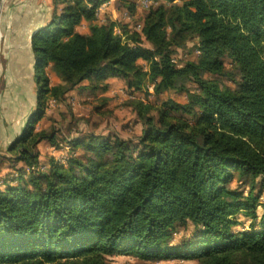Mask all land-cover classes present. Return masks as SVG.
Here are the masks:
<instances>
[{
    "label": "trees",
    "instance_id": "1",
    "mask_svg": "<svg viewBox=\"0 0 264 264\" xmlns=\"http://www.w3.org/2000/svg\"><path fill=\"white\" fill-rule=\"evenodd\" d=\"M11 1L2 14L27 19L31 12ZM148 1L137 30L126 21L136 0H51L30 16L35 91L20 134L0 155V264H112L108 257L119 255L264 264V202L253 196L257 180L264 185V0ZM109 2L119 18L99 22ZM191 40L195 60L176 65V49ZM49 67L59 84L50 85ZM146 77L155 95L185 93L186 101L144 102L137 95ZM108 79L123 84L136 138L35 128L50 103L69 115L77 103L70 92L105 93ZM42 143L64 164L42 159ZM233 173L246 196L229 188ZM239 213L254 222L247 230L233 229ZM187 224L194 233L173 245L174 230Z\"/></svg>",
    "mask_w": 264,
    "mask_h": 264
},
{
    "label": "rangeland",
    "instance_id": "2",
    "mask_svg": "<svg viewBox=\"0 0 264 264\" xmlns=\"http://www.w3.org/2000/svg\"><path fill=\"white\" fill-rule=\"evenodd\" d=\"M11 4H19L21 8H24L31 14H28L27 19H23L22 16L17 14L12 15V19H15L18 24L17 33L12 34V27L8 26L7 16L4 10L5 16H2L0 22V155L5 154V143L8 140H11L15 136L14 130L17 131V136L20 134L21 128L25 122V118L28 115V110L30 106L33 105L34 98V81L32 76V60L27 51V40L24 39L23 32L29 22L33 26L34 20H30V16L33 13L43 12L50 10L51 0H13ZM138 9L134 15L133 19H126L129 21L130 28L135 27V24L138 22L139 18H142L144 12L147 8L140 4V0H136ZM107 3L103 4L99 8V22L107 21L109 18L114 16V20H118L119 13L116 12L114 7H108ZM3 8V7H2ZM0 8V9H2ZM1 13L3 12L0 11ZM102 12V13H101ZM113 12V13H112ZM33 21V22H32ZM124 22V21H123ZM22 25V26H20ZM9 27V28H8ZM14 27V25H13ZM15 29V28H14ZM116 34H120L118 28L114 29ZM24 33V34H23ZM11 43V57L10 67H14L12 70L13 77H17L16 80H10V85L8 82L3 80L4 72V62L2 59V48L8 46ZM195 40H191L186 44V47L183 49H176L174 55L172 56L173 61L176 65L180 66L186 61L195 60L197 53L194 50ZM146 47H150L145 44ZM7 59V55L5 54ZM225 68H229V60H224ZM16 70V71H15ZM16 72V73H15ZM46 75L49 77V82L51 85L56 84L60 79L52 71L51 67L45 71ZM10 77V76H9ZM11 78V77H10ZM224 86L231 87V83L225 79L222 80ZM61 82V81H60ZM151 88V90H150ZM188 91H193L194 87L192 84H189L187 87ZM118 89L115 90L112 94L106 97H99V99L92 102L84 101V99H78L76 105L71 107V114H66L63 106H58L56 104H49L48 109L46 110V117L41 119V121L35 123V128H46L47 126H53L56 130L60 132V135L65 136L68 133L73 136L72 132L78 131L82 132L84 130H92L96 134L106 135L109 133L116 134L123 139H134L140 133V125L137 123L134 115L131 113L130 109L124 105V92H118ZM121 96V97H120ZM144 102L157 103L161 100L172 99L179 103H184L186 101L185 93L177 94L174 92L160 93L159 95L154 94L152 84L148 77L145 78L144 88L137 95ZM102 101L105 104L102 105ZM96 105L98 111L94 113L93 116H90V113H93V106ZM109 112V115L102 116L101 114ZM101 115V117L98 116ZM86 124L84 125L83 121ZM50 147L47 143H42L39 146V152L41 158L47 161L48 157L57 158L60 162H65V158L61 157L60 152L49 149ZM5 174V171L0 173V177ZM234 177L229 183V188L237 189L242 193L243 196H246L248 189L243 187L237 182L235 173ZM253 196L257 198V203L264 202V185L260 179L257 180L256 187L253 190ZM261 207H256V214L259 217L261 215ZM234 220L236 221V226L233 228L235 231L247 230L252 222L248 216H245L243 213H239L235 216ZM259 221H255L258 223ZM194 233V229L191 225L187 224L183 227L176 228L172 235L171 243L174 245L179 244L182 240L189 239ZM109 261L112 264H195V261L190 260H154L149 262H139L131 256H112L108 257Z\"/></svg>",
    "mask_w": 264,
    "mask_h": 264
},
{
    "label": "crops",
    "instance_id": "3",
    "mask_svg": "<svg viewBox=\"0 0 264 264\" xmlns=\"http://www.w3.org/2000/svg\"><path fill=\"white\" fill-rule=\"evenodd\" d=\"M108 5L109 6H107L106 8H104V9H107L108 7H111V5H112V2H109L108 3ZM3 9V8H2ZM2 9H1V11H2ZM138 9V8H137ZM139 10V9H138ZM102 13V12H101ZM113 13V12H112ZM1 12H0V22H1V20H2V17H1ZM12 15H14V13H12V14H8V15H6L7 16V18L9 19V17L10 18H14V17H12ZM7 19V23H8V20ZM110 19H112V20H114L115 18H114V16H112ZM20 26H22V25H20ZM9 27H12L13 29H12V34L10 35V37L11 36H13V33H17V32H19L18 31V24H15L14 25V27H13V25H10ZM8 27V28H9ZM15 28V29H14ZM29 27H28V25H27V27L25 28V30L23 31V32H26L27 33V29H28ZM76 31L77 32H79V33H86V30H85V28H84V26H81L79 29H76ZM24 34V33H23ZM24 39H26V37H25V34H24ZM11 47H13V45L11 44V43H9L8 44V46H6L5 48H2V59H3V62H4V72H2L1 74L3 75V80H5L6 82H8L9 83V85H10V80L12 79V77H13V74H12V70H14L13 68L14 67H10V61L12 60V57H11ZM5 54L7 55V59H5L6 58V56H5ZM13 61V60H12ZM50 68V67H49ZM49 68H47L45 71H47ZM16 71V70H15ZM16 73V72H15ZM45 74H46V72H45ZM11 78H10V77ZM48 77V76H47ZM16 76L15 77H13V79L14 80H16ZM49 78V77H48ZM108 84H109V89L105 92V93H101V94H98V95H96V96H87V95H85V94H81V95H78L77 94V92L76 91H72V92H70L69 93V97H75L76 98V100L78 101V99H84V101H87V102H92V103H94L93 101L94 100H97V99H99V97H106V96H108V95H110V94H112L115 90H117L118 89V92H120V91H122V87H123V84H122V82L121 81H119V80H117V79H108L107 81H106ZM60 83V81L58 82V83H56V84H59ZM86 84V82H83L82 83V85H85ZM51 85V84H50ZM53 85H55V84H53ZM117 92V93H118ZM121 97V96H120ZM124 99V98H123ZM58 106H60V105H58ZM85 131H87V130H85ZM15 134H17V131H16V133Z\"/></svg>",
    "mask_w": 264,
    "mask_h": 264
},
{
    "label": "built area",
    "instance_id": "4",
    "mask_svg": "<svg viewBox=\"0 0 264 264\" xmlns=\"http://www.w3.org/2000/svg\"><path fill=\"white\" fill-rule=\"evenodd\" d=\"M140 4L142 5V6H144L145 8H147V6H148V4H149V1L148 0H140ZM124 16V18H126L127 16H125V14L123 15ZM134 29H139V25L138 24H136L135 25V27H134ZM150 90H151V88H150Z\"/></svg>",
    "mask_w": 264,
    "mask_h": 264
},
{
    "label": "water",
    "instance_id": "5",
    "mask_svg": "<svg viewBox=\"0 0 264 264\" xmlns=\"http://www.w3.org/2000/svg\"><path fill=\"white\" fill-rule=\"evenodd\" d=\"M10 0H0V8L6 5V3Z\"/></svg>",
    "mask_w": 264,
    "mask_h": 264
},
{
    "label": "bare ground",
    "instance_id": "6",
    "mask_svg": "<svg viewBox=\"0 0 264 264\" xmlns=\"http://www.w3.org/2000/svg\"><path fill=\"white\" fill-rule=\"evenodd\" d=\"M0 11H1V9H0Z\"/></svg>",
    "mask_w": 264,
    "mask_h": 264
}]
</instances>
